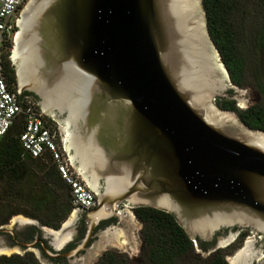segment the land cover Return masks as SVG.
Returning <instances> with one entry per match:
<instances>
[{
    "label": "water",
    "instance_id": "water-1",
    "mask_svg": "<svg viewBox=\"0 0 264 264\" xmlns=\"http://www.w3.org/2000/svg\"><path fill=\"white\" fill-rule=\"evenodd\" d=\"M16 25L17 89L61 124L72 166L96 191L90 231L124 218L125 204L172 213L193 239L233 226L264 236V129L216 103L247 106V90L232 81L204 0H28ZM127 216L129 231L116 227L95 256L138 251L140 225ZM72 218L48 227L56 247ZM15 223L38 220L18 214ZM14 253L25 250L0 245V254ZM251 255L249 243L229 264H252Z\"/></svg>",
    "mask_w": 264,
    "mask_h": 264
},
{
    "label": "trees",
    "instance_id": "trees-1",
    "mask_svg": "<svg viewBox=\"0 0 264 264\" xmlns=\"http://www.w3.org/2000/svg\"><path fill=\"white\" fill-rule=\"evenodd\" d=\"M256 10L249 11L242 0H204L211 35L216 42L232 81L245 84L246 58L239 19L245 14L264 19V0H254ZM253 13H256L255 15ZM262 13L263 17L260 16ZM9 81L17 89L15 67L11 59L6 63ZM34 97L25 92L21 97ZM223 109L235 111L251 127L264 129V102L247 109L238 107L233 98H218ZM55 126V121L46 115ZM24 119L20 116L0 140V225L13 216L23 214L46 224L59 225V215L68 213L75 205L71 191L50 158L33 157L21 143ZM56 127V126H55ZM137 216L144 223L143 237L147 256L143 261L128 262L111 252L104 254L96 264H173L172 258L188 250H194L195 241L167 211L138 206ZM177 254V255H176ZM0 264H40L35 254H0ZM178 264V263H177ZM191 264H229L222 254L214 260L196 259Z\"/></svg>",
    "mask_w": 264,
    "mask_h": 264
},
{
    "label": "flooded vegetation",
    "instance_id": "flooded-vegetation-1",
    "mask_svg": "<svg viewBox=\"0 0 264 264\" xmlns=\"http://www.w3.org/2000/svg\"><path fill=\"white\" fill-rule=\"evenodd\" d=\"M35 99L38 100L36 96ZM248 100V106H246L244 102L241 104L237 101L238 107L241 109H247L263 103L260 95L255 97L249 96ZM54 121L58 123V121ZM59 125L61 126V124ZM86 184L95 193L96 199H98L96 191L87 182ZM97 206L98 200L97 205L89 209L82 206H75L68 213H60L58 226L43 223L38 219H36L38 220L37 224L19 225L18 223H15L14 225L9 226L11 218L7 223L0 225V245L5 250L21 247L25 250V253L31 252L35 254L39 259L40 264L43 262L49 264H96L104 254L109 252L115 255H120L128 262L143 261L148 254V250L146 251L147 245L143 237L144 223L136 214L137 207L128 205L130 208V211H128V206L122 204L119 211L128 213L124 218L122 216H110L101 219L90 231L89 224L91 223V218L89 215L92 214V210ZM70 213H73V218L66 223V228L71 229V235L62 246L56 247L53 244V236L50 235L48 227L61 229V226L66 222L67 216ZM129 213L142 223L140 233L136 234L139 243V245H137L138 251H133L132 249L122 251L119 248L114 250L106 249L101 254L95 256L96 248L103 243V237L107 234H112L116 227H124L129 231V227L132 224L131 220L129 221V216H127ZM226 234H232L231 240L226 245L218 247L217 243L219 236H225ZM193 240L195 241L194 244L196 249L188 250L185 253L178 255L179 258H175L176 256H174L171 259L173 264H185L181 261L182 258L193 252L196 253V259L198 258L202 260H214L218 254H222L223 257L227 259L228 263H230L229 258L232 256L227 257V255L237 253L236 250H241L245 246L247 247L249 243H251L252 247V264H259V261L264 257V236L250 227H226L218 231L212 240H205L202 238H196ZM105 246H107V244H105ZM74 250H76L75 254H73Z\"/></svg>",
    "mask_w": 264,
    "mask_h": 264
},
{
    "label": "built area",
    "instance_id": "built-area-1",
    "mask_svg": "<svg viewBox=\"0 0 264 264\" xmlns=\"http://www.w3.org/2000/svg\"><path fill=\"white\" fill-rule=\"evenodd\" d=\"M28 0H0V140L22 116L21 143L33 157L50 158L70 187L73 205L89 209L97 205L95 193L72 166L60 131L47 119L34 97H21L9 81L6 63L17 33L19 13Z\"/></svg>",
    "mask_w": 264,
    "mask_h": 264
},
{
    "label": "rangeland",
    "instance_id": "rangeland-1",
    "mask_svg": "<svg viewBox=\"0 0 264 264\" xmlns=\"http://www.w3.org/2000/svg\"><path fill=\"white\" fill-rule=\"evenodd\" d=\"M246 4L247 10L255 11L256 10V2L254 0H242ZM254 15L256 13H253ZM260 16L263 17L262 13ZM239 31L240 36L242 37V43L244 47V56L246 58V67H245V84L243 86H238L240 88L247 90V106L248 97H255L260 95L261 101L264 102V19L260 20L259 16H249L248 14L243 16V18L239 19ZM234 85V84H233ZM56 128L59 130V127L62 128L58 123L55 122ZM54 126V127H55ZM60 131V130H59ZM65 138V134L64 137ZM130 211V208L128 206ZM70 213L67 216L66 221L69 219ZM135 219V223L139 224L140 227L135 232V237L137 239L136 234L140 233V228L142 223L139 220ZM62 227V226H61ZM242 250V249H241ZM241 250H236L241 251ZM147 251V247H146ZM236 253H233L229 256H234ZM196 260V253H189L187 256L182 258V262L185 264L194 263Z\"/></svg>",
    "mask_w": 264,
    "mask_h": 264
},
{
    "label": "clouds",
    "instance_id": "clouds-1",
    "mask_svg": "<svg viewBox=\"0 0 264 264\" xmlns=\"http://www.w3.org/2000/svg\"><path fill=\"white\" fill-rule=\"evenodd\" d=\"M12 54V53H11ZM10 59V58H9ZM35 98V97H34ZM37 101V100H36ZM68 155V154H67ZM70 159V158H69Z\"/></svg>",
    "mask_w": 264,
    "mask_h": 264
}]
</instances>
